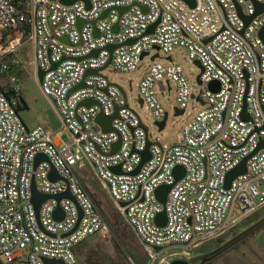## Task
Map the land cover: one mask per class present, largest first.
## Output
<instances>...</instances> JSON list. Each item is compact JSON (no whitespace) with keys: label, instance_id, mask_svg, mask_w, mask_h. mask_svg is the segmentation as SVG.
Instances as JSON below:
<instances>
[{"label":"built area","instance_id":"2783aa9c","mask_svg":"<svg viewBox=\"0 0 264 264\" xmlns=\"http://www.w3.org/2000/svg\"><path fill=\"white\" fill-rule=\"evenodd\" d=\"M254 2L264 4L88 0L87 8L81 0H0V77L9 85L0 90V264H44L42 258L81 264L76 245L94 234L111 235L94 191L79 176L86 168L146 253L147 264H167L168 256L189 260L203 242L264 207V148L256 150L264 141V10L254 15ZM242 16L253 17L245 24ZM26 43L32 45L33 79L63 131L59 137L41 126L27 127L19 114L22 92L9 72L24 68L19 55L28 53ZM176 49L184 51L186 63L200 65L196 93L179 62L156 61ZM145 58L151 62L137 95L154 125L167 115L158 100L166 85L174 88V108L182 114L189 102L198 106L174 142H164L159 132L151 139L125 93L104 75L109 67L133 72ZM37 69L43 71L40 81ZM212 81L216 91L208 87ZM98 114L113 116L110 131L102 132ZM147 143L148 158L132 174ZM37 154L48 162L34 167ZM244 159L245 172L225 187L226 175ZM51 166L62 179L48 178ZM176 166L183 170L178 179ZM32 178L38 192L68 190L76 204L48 198L36 218ZM162 185H170L164 204L155 196ZM58 206L61 220L52 216ZM162 211L166 221L160 226L154 218Z\"/></svg>","mask_w":264,"mask_h":264},{"label":"rangeland","instance_id":"374dc122","mask_svg":"<svg viewBox=\"0 0 264 264\" xmlns=\"http://www.w3.org/2000/svg\"><path fill=\"white\" fill-rule=\"evenodd\" d=\"M25 47L28 53H20V61L24 64L13 68L9 74L17 79V85L22 92L23 102L21 108L18 109L19 114L29 128L41 126L49 131H56L57 136L63 134L59 130V122L53 112L50 104L40 94L36 83L33 79L34 65L32 64V45L26 43ZM182 49L173 51L172 57L169 55L160 54L156 59L157 62L165 63L169 59H174L179 62L184 69V72L192 77L191 85L196 93L198 91L196 85V76L199 69L196 65L186 63V58ZM150 60L145 58L142 60L136 70L130 73L113 71L111 67L104 71V75L108 76L109 80L117 84L128 98V103L140 117L141 122L148 127L150 138L153 139L159 132L163 137V141L170 143L174 142L177 135L183 128V125L196 114L197 105L194 101L189 102L184 114L174 116V88L166 85L165 90L159 91L158 100L161 102L163 109L167 114L164 128L159 131L158 127L153 124L152 117L149 115V110L143 108L137 95V84L142 77V72L150 64ZM0 86L6 89L9 85L6 78L0 77ZM157 90L159 87L157 86ZM79 176L86 180L90 188L95 193V199L102 206L103 210L116 215L122 221V224L116 226V230L111 235L104 238L99 234L86 237L79 245H87V248L94 249L96 252L89 254L91 264H147L148 257L140 248L138 242L134 238L131 231L126 227L122 218L118 216L114 206L108 200L106 192L100 184L94 179L88 168L81 170ZM264 189V186L262 187ZM264 217V207H261L256 213L239 222L234 228L226 231L223 234V241L208 240L203 242L199 249L194 251V256H198L217 248L238 233L242 232L258 220ZM112 221V218H111ZM118 228V229H117ZM220 245V246H221ZM169 251H174L170 249ZM169 261L173 259H182L180 257L168 256ZM14 264V263H12ZM198 264V262L194 263ZM204 264H264V225L255 230L249 236L236 243L223 253L211 258L209 262Z\"/></svg>","mask_w":264,"mask_h":264},{"label":"water","instance_id":"95a60500","mask_svg":"<svg viewBox=\"0 0 264 264\" xmlns=\"http://www.w3.org/2000/svg\"><path fill=\"white\" fill-rule=\"evenodd\" d=\"M74 1L75 0H59V2L62 3V4H71ZM81 1L85 3V5H86L87 8L89 7L88 0H81ZM182 1H184L189 7H193L194 6V0H182ZM254 4H255V13H254V15H256V14H258V13H260V12H262L264 10V4H260V3H256V2H254ZM122 10L123 9H119V11H122ZM239 11L240 10H239V7H238V12ZM253 16H247V17L242 16L243 19H244V21H245V24H247L252 19ZM155 25H156V23L153 24V25H151V26H149L147 28V30H146V33L147 34H151L153 32V29H154ZM263 29L264 28H262L260 30V32H259V35L260 36H263ZM129 42H131V41H128V43ZM112 48H113V46H108V49L110 51L112 50ZM195 65L200 69V65H199V63L197 61H195ZM95 72H96L95 70H88L86 73L87 74H90V73L92 74V73H95ZM42 75H43V71H41L40 69H37V77H38V80L39 81L41 80ZM196 81H198L197 78H196ZM208 87H209L210 90L216 91L217 88H218V84H217V82L212 81V82H210L208 84ZM81 104H92V101L84 100V101L81 102ZM181 114H182V111L181 110H178L177 108H174V116H179ZM112 118H113V116L112 117H105L102 114H98L96 116V118H95V122L101 126L102 132H108L111 129L110 123H111ZM166 118H167V115L164 117V119L162 121L156 123L157 127L159 128V130H162L163 129V127L165 125ZM242 118H247L244 110L242 111ZM118 145H119V141H117L116 143H114L112 145V149L118 147ZM148 146H149V143H147L145 150L141 153V156H142L141 163L134 170V172H132V174H135L138 171V169L140 168V166L143 164V162L146 161V159L148 158ZM259 148H264V141H260L258 143L256 150H258ZM40 161L48 162V159L43 154H37L35 156V158H34V167ZM245 161H246V159H244L237 167H235L233 170H231L226 175V179H225V183H224L225 187H228L229 184H230V182L237 175L242 174V173L245 172ZM118 169H119V166L112 168V170L114 172H118ZM173 173L176 176L175 178L178 179V178H180V176H182L183 170H182V168L180 166H176L174 168V170H173ZM48 178L50 180L62 179L57 174V172L53 168V166L50 167V171L48 173ZM169 189H170V185H162V186H159L158 188H156V190H155V196L157 197V200L161 204H164L165 199H166V195H167ZM48 198H53L55 200H59L61 198H68V199H71L73 202H75L74 199H73V197L71 196V194L69 193L68 190H66V191H64L62 193H59L57 195H48V194H43V193L38 192L36 190V188H35L34 180L32 178V180H31V202H32V204L34 206L36 218H38V209H39L40 204L44 200H46ZM75 204H76V202H75ZM77 209H78V221H79L80 216H81V210H80L79 207H77ZM52 216H53V218L55 220H61L62 219V217H63V211L61 210V208H59V206L56 207V209L53 211ZM78 221H77L74 229L77 227ZM165 221H166V216H165V212L164 211H162L161 213L157 214L156 217L154 218V223L157 224V225H160V226L163 225L165 223ZM261 224H264V217L261 218L260 220H258L257 222H255L254 224H252L251 226H249L248 228H246L245 230H243L242 232H240L237 235H235L233 238H231L230 240H228L227 242H225L224 244H222L218 248H215V249H213L210 252H207V253H204V254L195 256V257H193L192 259H189V260H185V259H173V260L169 261L167 264H194L196 262H198V264H204L209 259H211L212 256L215 253H217L218 251H220L223 248H225L231 242H234L235 240L241 238L244 234H246L248 232H253L254 229L257 226L261 225ZM42 261L44 262V264H64L61 260H56V259H51V258H42Z\"/></svg>","mask_w":264,"mask_h":264},{"label":"trees","instance_id":"16d2710c","mask_svg":"<svg viewBox=\"0 0 264 264\" xmlns=\"http://www.w3.org/2000/svg\"><path fill=\"white\" fill-rule=\"evenodd\" d=\"M1 89H3L2 86H0V90H1ZM7 94H8V95L11 94V91L8 90V91H7ZM19 102H20V103L23 102V98H22V96H19ZM21 107H22V105L19 104V105H18V109L21 108ZM94 198H95V197H94ZM97 203H98V205H100L98 201H97ZM102 213H103L104 217L106 218V220L108 221V223H109V225H110V228H111L112 232L116 230V226H118L119 224H122V221H121L120 218L117 217L116 215L111 214V216L109 217L108 213L105 212L103 209H102ZM111 218H112V221H111ZM263 225H264V224H261V225L257 226V227L254 229V231L257 230L258 228H260V227L263 226ZM117 229H118V228H117ZM254 231H253V232H254ZM253 232H248V233L244 234L241 238L235 240L234 242H231V243L228 244L225 248H223L222 250H220V251H218L217 253H215V254L212 256V258H215V256H217V255L223 253L224 251L228 250L230 247H232V246L235 245L236 243L240 242L241 240H243L244 238H246L247 236H249V235H250L251 233H253ZM216 240L219 241V242H222L224 239H223V236H221V237H219V238L216 239ZM191 259H192V258H191ZM210 260H211V259H209L207 262H209ZM207 262H206V263H207Z\"/></svg>","mask_w":264,"mask_h":264},{"label":"crops","instance_id":"0c3cea01","mask_svg":"<svg viewBox=\"0 0 264 264\" xmlns=\"http://www.w3.org/2000/svg\"><path fill=\"white\" fill-rule=\"evenodd\" d=\"M132 233V232H131ZM92 236V235H91ZM102 236V235H100ZM134 236V235H133ZM105 236L103 235L102 238H104ZM135 238V237H134ZM80 244V243H79ZM76 245L73 248L74 254L77 257V260L81 263V264H91V260L88 257L89 254H92L94 252H96V250L94 249H88L87 245ZM199 249V248H198Z\"/></svg>","mask_w":264,"mask_h":264},{"label":"flooded vegetation","instance_id":"af4514ba","mask_svg":"<svg viewBox=\"0 0 264 264\" xmlns=\"http://www.w3.org/2000/svg\"><path fill=\"white\" fill-rule=\"evenodd\" d=\"M220 245H221V244H220ZM220 245H218L217 248H218Z\"/></svg>","mask_w":264,"mask_h":264}]
</instances>
